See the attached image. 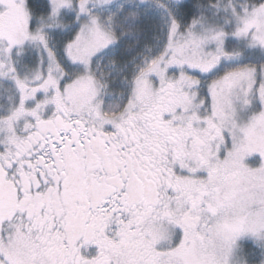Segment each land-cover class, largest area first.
Listing matches in <instances>:
<instances>
[{"label": "snow or ice", "instance_id": "6c2138e0", "mask_svg": "<svg viewBox=\"0 0 264 264\" xmlns=\"http://www.w3.org/2000/svg\"><path fill=\"white\" fill-rule=\"evenodd\" d=\"M0 264H264V0H0Z\"/></svg>", "mask_w": 264, "mask_h": 264}]
</instances>
